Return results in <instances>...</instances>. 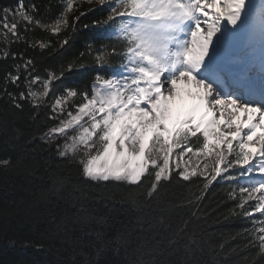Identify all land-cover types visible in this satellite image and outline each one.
Here are the masks:
<instances>
[{"label":"snow or ice","instance_id":"6c2138e0","mask_svg":"<svg viewBox=\"0 0 264 264\" xmlns=\"http://www.w3.org/2000/svg\"><path fill=\"white\" fill-rule=\"evenodd\" d=\"M80 27L96 28L98 40L41 71L29 49L53 46L37 32L64 35L63 48ZM0 60L11 61L0 102L27 109L36 128L24 143L47 151L41 178L51 186L33 207L67 189L73 208L48 209L55 230L79 225L94 237H71L83 261L61 264H100L107 249L123 253L108 264H175L181 253L179 264H226L240 251L249 253L242 264H264V0H17L0 6ZM80 71L87 82H64ZM52 160L60 162L49 172ZM13 164L0 158V169ZM217 183L226 187L212 192ZM109 185L126 196L113 199ZM213 199L225 220L246 222L228 251L197 223ZM98 202L126 204L125 219L93 217ZM11 215L0 209L5 222Z\"/></svg>","mask_w":264,"mask_h":264},{"label":"trees","instance_id":"16d2710c","mask_svg":"<svg viewBox=\"0 0 264 264\" xmlns=\"http://www.w3.org/2000/svg\"><path fill=\"white\" fill-rule=\"evenodd\" d=\"M16 3L17 0H0V6L15 5ZM100 15V13H95L94 17L90 16L84 23H90L92 18H99ZM41 36L50 39L53 47L43 55L40 54L41 50L38 48L35 51L29 49V55L36 57L39 61L38 67L42 71L45 67H58L65 59L83 51L86 42L98 40L99 31L94 27L87 29L80 27L79 31L72 36L69 30V43L63 48L60 47L59 41L64 39V35L49 37L37 32L36 37L40 38ZM13 47L24 50L25 46L21 44ZM10 64L11 61L0 60V76ZM90 75L83 71L75 72L69 75L64 82H87ZM29 115L27 109L19 112L0 102V158L10 157L14 162L13 167L7 170L0 169V209L7 208L12 213L7 222L0 217V264H61L72 255H75L78 262H82L83 257L79 255V249L77 248L73 252L70 238L74 235H81L84 236V242L94 243V237L85 235L87 227L82 231L81 226L74 225L63 231H56L52 223V215L61 216L65 211L73 208L67 198V189L58 195L50 196L48 201H40L33 207V202L38 199L40 190L50 187L51 181L41 178L45 171L43 161L48 159L47 151H40L37 147L39 141H30L27 145L24 143L36 128L31 123ZM17 128L23 133V137L18 140L13 139L14 129ZM41 147L46 149L44 145ZM21 157L35 170L34 175H28L24 166L19 164ZM59 162V160L48 161L51 167L47 170L49 172L55 170V165ZM72 176L73 182H75V171ZM108 187L112 189V198L115 200H120L127 194V189H117L112 185ZM224 187L226 185L217 183L212 188V192H219ZM100 191V188L94 186L91 188L93 196ZM177 195L180 193L178 192ZM209 195L211 196V193ZM174 199L171 194L167 196L168 201ZM207 203L208 201H205V204ZM53 205L56 207L53 209L52 215H49L48 209ZM126 207V204L116 203L109 210L103 206V203L98 202L92 206L90 211L93 217L106 215L109 223H112L114 218L125 219L123 213ZM225 207L223 205L218 207V201L213 199L211 208L205 209L207 215H200L197 223L202 229V234L212 245L223 243L224 251H228L240 243L238 240L230 239V235L244 228L246 222L241 219L225 220L223 216ZM188 211V209H180L179 213ZM26 242L30 246L25 247ZM181 255L182 253L169 259H172L175 264H179ZM247 255H249L248 252L240 251L228 256L226 264H242L243 258ZM122 256V252L121 256L117 257L113 254L112 249H107L99 258L100 264H108L109 261L121 259Z\"/></svg>","mask_w":264,"mask_h":264},{"label":"rangeland","instance_id":"374dc122","mask_svg":"<svg viewBox=\"0 0 264 264\" xmlns=\"http://www.w3.org/2000/svg\"><path fill=\"white\" fill-rule=\"evenodd\" d=\"M16 5V4H15ZM15 5H9V6H15Z\"/></svg>","mask_w":264,"mask_h":264}]
</instances>
